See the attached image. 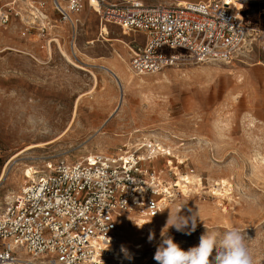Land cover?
Wrapping results in <instances>:
<instances>
[{
    "label": "rangeland",
    "instance_id": "rangeland-1",
    "mask_svg": "<svg viewBox=\"0 0 264 264\" xmlns=\"http://www.w3.org/2000/svg\"><path fill=\"white\" fill-rule=\"evenodd\" d=\"M11 1L0 0V9ZM36 1L45 4L53 25L51 0ZM82 1L74 39L66 24L44 34L35 27L26 31L33 23L26 0L22 9L17 10V1L13 6L21 18L13 15L8 26L0 28V207L8 193L19 192L30 167L45 170L47 163L58 161L72 165L78 157L100 155L98 149L105 150L103 156H114L159 148L162 157L151 167L162 173L167 185L178 183L179 191L174 190L173 202L155 220L137 213L123 218L118 242L130 253L126 259L136 256L130 264H157L153 257L164 233L188 250L199 245L207 230L223 233L233 228L244 237L253 264H264V0L232 1L231 6L241 4L251 32L242 58L225 65L183 57L155 74L131 73L143 84H125L122 104L121 90L108 69H115L117 60L129 65V48L142 47V37L106 26L103 37L110 42H102L98 18L87 0ZM59 45L83 70L62 57ZM34 145L42 148L27 151ZM180 177L189 180L180 182ZM220 179L227 181L226 191ZM179 185L187 188L183 191ZM181 207L187 216L198 215L190 235L159 223ZM136 219H143V228L156 226L151 242L149 235L141 238ZM133 245L140 247L134 254ZM111 262L120 264L113 258Z\"/></svg>",
    "mask_w": 264,
    "mask_h": 264
},
{
    "label": "built area",
    "instance_id": "built-area-1",
    "mask_svg": "<svg viewBox=\"0 0 264 264\" xmlns=\"http://www.w3.org/2000/svg\"><path fill=\"white\" fill-rule=\"evenodd\" d=\"M16 1L18 6L21 0H12L0 9V28L13 15L21 18L13 9ZM26 1L33 22L26 31L35 27L44 34L66 24L75 34L82 0H51L57 16L53 25L43 2ZM231 1L165 5L87 0L100 29L115 26L125 35L142 37V47L130 51L129 68L135 76L158 73L183 57L226 65L242 58L251 32L242 8L235 11ZM141 149L91 155L72 165L47 163L41 174L26 177L12 201L0 207V264H108L116 255L123 258L118 242L123 216L137 213L155 220L173 202L174 190L179 191L178 183L167 185L151 167L163 150L148 148L141 155Z\"/></svg>",
    "mask_w": 264,
    "mask_h": 264
},
{
    "label": "clouds",
    "instance_id": "clouds-1",
    "mask_svg": "<svg viewBox=\"0 0 264 264\" xmlns=\"http://www.w3.org/2000/svg\"><path fill=\"white\" fill-rule=\"evenodd\" d=\"M183 207L175 215L169 214L166 227L190 235L196 229L198 215L196 212L185 215ZM162 236L164 238L153 257L157 264H253L244 237L235 228L223 233L207 230L199 245L188 250H183L165 233ZM148 239L151 242L154 235L150 233Z\"/></svg>",
    "mask_w": 264,
    "mask_h": 264
},
{
    "label": "bare ground",
    "instance_id": "bare-ground-1",
    "mask_svg": "<svg viewBox=\"0 0 264 264\" xmlns=\"http://www.w3.org/2000/svg\"><path fill=\"white\" fill-rule=\"evenodd\" d=\"M163 1H170V2H174V3H183V2H185V1H178V0H163ZM26 2H29V1H26ZM25 2V3H26ZM232 2V1H231ZM29 4V3H28ZM27 4V5H28ZM232 8L235 10V11H238L239 10V8H241V4H239V3H237V5L236 6H232ZM21 15V14H20ZM29 18H30V15H29ZM30 20H31V18H30ZM23 21V20H22ZM76 26L77 25H75V34H76ZM100 31H101V39H102V42H104V43H108V42H110V40H108V39H106V38H108V37H103V34H105V35H107L108 34V31H107V29L106 28H104V27H102L101 29H100ZM75 34H74V36H72V39H74V37H75ZM264 34V33H263ZM74 41V40H73ZM49 42V41H48ZM53 42H59L58 40H55V41H53ZM114 42V41H113ZM116 42V41H115ZM119 44H124V46H125V43H123L122 41H117ZM52 42H51V40H50V43L49 44H51ZM71 45H72V43H71ZM72 46H75L74 44L72 45ZM58 49H59V51H60V54L62 55V57L69 63V64H71L72 66H74V67H76V68H78V69H81V70H83L82 68H80V67H78V66H76L75 64H73V62L71 61V59L69 58L70 56H68L66 53H65V51H63V49H62V47L59 45L58 46ZM75 49V48H74ZM7 51L8 50H11V49H6ZM66 50V49H65ZM130 48H129V52H130ZM51 47H50V45L49 46H47L46 47V54H47V57L48 58H50L51 56H52V54H51ZM72 55V54H71ZM74 58V57H73ZM75 59V58H74ZM117 67L115 68V69H108V72L110 73V75L112 76V78H113V80H114V82H115V84L118 86V89L120 88V90H121V93H122V95H121V97H120V104H122L123 103V93H124V85L125 84H130V83H132V82H135V85H142L143 84V81L142 80H135L133 77H132V75H131V70H130V68H129V65H127L125 62H124V60H117ZM226 65V64H225ZM112 68V67H111ZM133 74V73H132ZM139 87V86H138ZM153 88H154V86H153ZM155 89H158V87H155ZM75 109H76V107H75ZM74 109V110H75ZM76 112H74L73 114H75ZM128 144H126V146H127ZM46 146V145H45ZM129 146V145H128ZM36 148H42L41 146H39V145H34L33 147H30L29 149H27V151L28 150H31V149H36ZM97 153L98 154H100V155H102V154H104L105 153V150H102V149H98V151H97ZM92 154H89L88 156H91ZM80 160L81 159H84V158H81V157H78ZM41 172H42V170H37V169H34L33 167H30V168H28V169H26L25 171H24V178H26V177H29V178H33L32 177V174H34V175H37V174H41ZM1 180H2V177L0 178V182H1ZM179 180L180 181H182V182H186L187 180H189L188 178H183V177H180L179 178ZM192 180V179H191ZM192 182H194L193 180H192ZM197 181H195V183H196ZM220 183H221V185L222 186H224L223 187V190L224 191H226L227 189H226V187L228 188L229 187V185H228V183H227V181L226 180H221L220 179ZM179 186H181V185H179ZM181 188H182V186H181ZM187 187H185V188H182V190L183 191H185V189H186ZM222 193V192H221ZM221 193H215L217 196H223V195H221ZM226 193V192H225ZM17 194V193H16ZM15 194V195H16ZM15 195H13L12 193H8L5 197H4V204H8L9 202H11L12 201V199L15 197ZM224 197V196H223ZM167 208H168V206H167ZM166 208V209H167ZM130 214H132V213H130ZM127 215H129V214H127ZM126 216V215H125ZM125 216H123V218H125ZM123 218H122V220H123ZM167 219H168V217H166L165 218V220H160L159 221V223L160 224H165L166 222H167ZM135 220V219H134ZM137 220V219H136ZM136 223H137V228L143 233V235L141 236V238H145L146 237V235H150V233L152 234V231H154L155 230V228H156V226H151V228H149V227H147V228H143V226L146 224L144 221H143V219H138L137 221H136ZM119 248H120V250H121V254H123L124 253V257L123 258H120V257H118L117 255L115 256V261H119L120 262V264H130V260H135L136 258V256L134 257L133 256V258H130L129 257V260L128 259H126V257H128V256H130V253H127V254H125V248H123L122 247V245H120L119 244ZM133 253L132 254H134V250L135 249H137V248H140L138 245H133ZM132 257V256H131ZM124 260H128L127 261V263H123V261ZM111 264H117V263H115V262H111Z\"/></svg>",
    "mask_w": 264,
    "mask_h": 264
},
{
    "label": "crops",
    "instance_id": "crops-1",
    "mask_svg": "<svg viewBox=\"0 0 264 264\" xmlns=\"http://www.w3.org/2000/svg\"><path fill=\"white\" fill-rule=\"evenodd\" d=\"M25 5H26V3L25 2H23V0H21V2H20V4H18V8H20V9H22V7H25ZM20 6V7H19ZM50 15H51V18L53 19V22L56 20V18H57V16H56V14L54 13V12H51L50 13ZM90 18V17H89ZM69 26V25H68ZM53 28H56V27H52V28H49V30H51V29H53ZM69 28H70V26H69ZM60 30H62L61 28H60ZM59 29H58V31H60ZM70 30H71V28H70ZM100 34H101V31H100ZM63 35V34H62ZM56 36H59V34H57ZM101 36V35H100ZM60 37V36H59ZM142 42H143V40H142Z\"/></svg>",
    "mask_w": 264,
    "mask_h": 264
}]
</instances>
